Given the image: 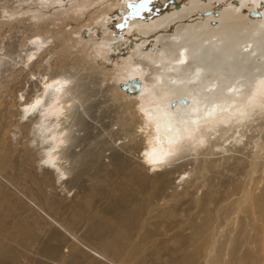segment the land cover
<instances>
[{
  "label": "bare ground",
  "instance_id": "obj_1",
  "mask_svg": "<svg viewBox=\"0 0 264 264\" xmlns=\"http://www.w3.org/2000/svg\"><path fill=\"white\" fill-rule=\"evenodd\" d=\"M15 1L17 7H3L0 29L11 20L25 23L33 3L49 9L58 2ZM208 1L157 0L140 7L121 40L106 35L87 44L96 55L92 60L114 64L105 89L124 109L117 130L109 131L113 139L105 143L107 163L101 149L72 148L81 138L74 127L82 122L84 92L75 73H57L74 66L69 59H46L56 73L27 79L19 122L2 110L0 264H19L21 258L28 264H264V72L254 69L252 58L264 35V0H238L239 12L244 7L260 15L239 31L224 25L225 35L219 23L194 21L192 13ZM82 2L58 3L75 4L77 14L85 10ZM31 16L36 20V12ZM99 18L90 28L94 35L108 27L111 16ZM54 36L33 33L22 65L41 71L46 55L62 54ZM10 59L11 51L0 54L5 105L1 92L11 87L8 77L22 71L12 70ZM134 77L139 88L122 91L121 84ZM81 165L93 169L95 184L67 204L55 181L61 186L71 174L65 183L76 185ZM25 203L44 222L23 216ZM77 222L86 229L78 233Z\"/></svg>",
  "mask_w": 264,
  "mask_h": 264
},
{
  "label": "rangeland",
  "instance_id": "obj_2",
  "mask_svg": "<svg viewBox=\"0 0 264 264\" xmlns=\"http://www.w3.org/2000/svg\"><path fill=\"white\" fill-rule=\"evenodd\" d=\"M14 1L0 0V18L3 7L10 6L15 8L18 6L17 2ZM29 1L30 0H28L27 2ZM82 1L83 2L81 4L86 5L85 10L77 14H74L75 11H77L76 7L74 6L75 4L68 5L65 8H63L61 7V3H58L60 2V0H58V2L57 1L51 2L48 5L49 9L42 8L39 6V4L33 3L29 5L31 7V10L27 13V16L29 17H27L25 23L16 20H11L8 27L4 26L3 28L0 29V54L3 53L4 51H8V50L11 51V59L9 62V67L14 71L15 69L17 71L18 69L22 68L21 73L8 77L9 78L8 81L10 82H8L7 85L11 86L9 87V89L10 88L11 89L10 90L8 89V91L4 90L3 92H1L3 96L6 98L7 103L6 105L2 103L0 104V111H1L0 116L2 114V110H4L6 107L9 110L10 115H12V120L14 121V123L19 122L21 120L20 110H22V107L19 104V102L21 101L19 95L21 93L20 91L22 86L27 88L28 85L27 79L37 78L38 80L39 78L38 72L42 73L43 71L45 73L46 72L50 73L54 71V69L51 68H49L48 70L47 65L45 63L46 59L49 58L53 59L58 56H62L66 59H69L70 60L69 62L74 63V66H72V68L65 67V69L62 70L60 69L57 73L63 71L69 72V73L66 72V74L75 73L76 76L78 77L77 82L80 84V89L84 92L83 102L80 107L81 108L80 117L82 122L74 127L79 129L76 130V133H79L81 138L78 139L77 141L78 143L76 142L77 145L72 148L74 149L76 148V150L78 151L88 150L89 148L101 149L102 154L104 155L103 161L107 163V161H109L108 154L110 151L106 149L105 143L113 139L109 131L117 130L118 128L117 120L118 117L122 115V113H124L123 112L124 109L120 107L118 103L114 100L112 93L110 91H106L105 89L106 83L112 82L114 76L113 75V68L115 67L114 64L109 59H105L102 61L96 58L92 60L91 57L96 55L91 53V47L96 44L95 40L97 41V43H99L100 41L103 40V37L106 35H111L112 36L111 38H113L114 40H121L120 39L121 36L127 34L128 26L134 21L135 15L137 16L139 11L141 10L140 7L141 6L148 7L157 0H125L126 4H123L124 0H96L94 1L93 4H89L93 0H82ZM222 2H224L225 5L222 6L221 8H218L217 7L218 4L219 3L222 4ZM50 6L53 7L54 9L51 8ZM238 6H239L238 0H230V1L209 0L208 3L203 8L193 12L192 17L194 21L197 22L208 21V24L210 26L212 25L211 27H216L218 26L219 23L220 32L224 33V35L226 34L225 32H227L226 30L227 28L226 29L224 28L227 26V24L230 23L232 25L234 24L233 26L236 31H239L244 27L249 28L255 25L253 19H255L256 17L249 15L250 9H246L243 7L240 9L241 12H239ZM207 10H210L209 15L204 14V12ZM31 12L32 13L36 12L37 18L34 21L32 19ZM215 12H217L216 16L214 14ZM102 13L108 14L109 17L111 16V18H109L108 20L109 22L107 27L108 29L106 28L107 29L106 30L104 27H100V26H99L100 28H98L97 26L98 28L97 35H94L92 31L94 29H90V28L95 26V22L100 19L99 16H102ZM122 14H124V18L121 16ZM223 16L225 17L229 16L230 21L221 19L220 22L219 19L222 18ZM40 23H42L43 25ZM86 28L87 31H84L86 30ZM88 28L91 31H89ZM253 28H250V30L247 31L251 39H253L255 36V33L251 30ZM42 30H45L51 36L55 35L53 39L55 38L54 40L58 44L57 48L58 49L61 48V50H63L64 52L62 54L57 53L55 55L52 54H49L48 56L46 55L42 61L44 67L42 68L40 67L41 71H39V68L31 69L30 66H27V63H24V65H22V61L26 60L25 49L29 44L28 42L30 41L29 40L30 36L33 35V33L35 34V32L37 33L38 31H42ZM200 30L203 31L202 28ZM77 31H82L83 35L82 36L79 35L80 33L77 34L76 33ZM63 32L67 33L65 39H63L60 36V34ZM58 35H59V40H58ZM93 39L94 42H91L90 40ZM49 41L51 42V39H49ZM258 43H259L257 45L258 52L253 53L252 58H253L254 69L255 67H257L258 71L261 73L264 72V35L260 37ZM87 44L88 45L92 44V46L91 47L89 46L87 48ZM21 57L23 59H21ZM124 66L127 67V64H125ZM252 73L253 75H255L254 74L255 72ZM39 85L40 83L36 85V88H34V90H36ZM121 90L124 91L123 89ZM1 99H3V97ZM126 111L128 112V110ZM136 127L137 124H135V128ZM29 128L30 129L32 128L31 124ZM119 142L120 141L118 140L117 144ZM35 159H36V163H38L39 162L38 154H36ZM75 170H77L75 171V174H78L80 172L78 180L76 181V185L65 183L68 182L67 180H69L71 174L66 175L64 177V181L62 182L61 186H59L57 179L55 181V186H56L55 191L65 196L64 202L67 204L70 203L72 200H74L76 194H79L81 196L82 191H87L88 189H91V186L95 184L92 180L93 169H91L88 166L81 165V168L79 167L76 168ZM182 185H179L177 189L179 188L181 189ZM60 188L63 189L61 192L59 191ZM47 189H49V187H47ZM67 190L68 192H66ZM200 190L201 189L198 190V193H200ZM80 204H84V202ZM22 211H23L22 215L25 216L27 219L35 220V218H37L44 222L43 218L40 216V212L36 208H34L33 205L25 203L22 206L20 212ZM63 216L61 215V217ZM77 223H78L77 224L78 227L76 225V229H78V233L81 232L82 229L83 230L86 229L87 225H84L82 223L81 226L79 227L81 222L80 223L77 222ZM41 228L42 229L39 230L41 231L40 232L41 236L45 237L47 231L43 229H45L46 226L43 224ZM28 254H29L28 258L32 256L31 252H29ZM28 263L29 260L25 258H21L19 262V264H28Z\"/></svg>",
  "mask_w": 264,
  "mask_h": 264
},
{
  "label": "water",
  "instance_id": "obj_3",
  "mask_svg": "<svg viewBox=\"0 0 264 264\" xmlns=\"http://www.w3.org/2000/svg\"><path fill=\"white\" fill-rule=\"evenodd\" d=\"M204 14L205 15H209L210 14V10L205 11ZM214 14L216 16L217 12H215ZM249 15L250 16H259L260 13L259 12L250 11ZM139 83H140L139 79L134 77V78H131V79L127 80L125 83H122L121 84V88L123 90H127L128 92H132L133 90H137L139 88ZM180 103L183 104V105H186L188 103V100L185 97H182L180 99ZM174 105H175V102L173 101L171 103V107H174Z\"/></svg>",
  "mask_w": 264,
  "mask_h": 264
},
{
  "label": "snow or ice",
  "instance_id": "obj_4",
  "mask_svg": "<svg viewBox=\"0 0 264 264\" xmlns=\"http://www.w3.org/2000/svg\"><path fill=\"white\" fill-rule=\"evenodd\" d=\"M251 99H253V100H254V99H255V96L251 97ZM37 103H39V101H37Z\"/></svg>",
  "mask_w": 264,
  "mask_h": 264
}]
</instances>
